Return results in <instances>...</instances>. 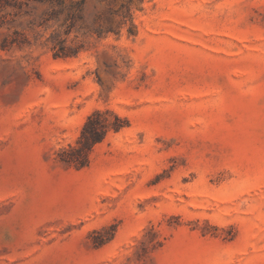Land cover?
<instances>
[{"label":"rangeland","instance_id":"obj_1","mask_svg":"<svg viewBox=\"0 0 264 264\" xmlns=\"http://www.w3.org/2000/svg\"><path fill=\"white\" fill-rule=\"evenodd\" d=\"M0 264H264V0H0Z\"/></svg>","mask_w":264,"mask_h":264},{"label":"trees","instance_id":"obj_2","mask_svg":"<svg viewBox=\"0 0 264 264\" xmlns=\"http://www.w3.org/2000/svg\"><path fill=\"white\" fill-rule=\"evenodd\" d=\"M38 2H60L61 0H34ZM59 47V48H58ZM58 47L54 46V50L58 51L54 54L55 57H65L71 55L72 52H67L63 41L58 42ZM127 119L121 117L117 113L111 111H95L92 113L83 126L81 135L76 146H71L65 150L61 159L67 164H74L77 167H85L89 162V154L93 148L101 143L108 133L119 132L127 127Z\"/></svg>","mask_w":264,"mask_h":264}]
</instances>
